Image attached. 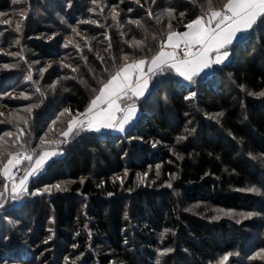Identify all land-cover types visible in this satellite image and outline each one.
<instances>
[{
    "label": "trees",
    "instance_id": "trees-1",
    "mask_svg": "<svg viewBox=\"0 0 264 264\" xmlns=\"http://www.w3.org/2000/svg\"><path fill=\"white\" fill-rule=\"evenodd\" d=\"M24 1L0 0V21L20 18ZM43 1L28 0V5L38 7ZM52 1L60 14L66 13L65 19L75 22L88 20L94 5V0H68L70 6ZM102 1L110 9L118 6L121 14L98 31L95 39L102 40L101 46L94 41L87 44L106 59L107 71L99 72L96 79L88 78L86 62L73 57L71 64L78 67L77 72L53 68L42 78L34 74L35 84L25 85L34 53L47 59H56L60 53L46 52L50 46L37 37L49 28L33 22L32 16L27 15L21 32L15 31V24L0 23V49L19 53L13 56L19 63L0 71V101L9 107L11 116L17 109L37 105L30 113L20 114L27 125L9 119L11 123L0 125V136L24 129L19 143L37 153L46 133L48 141L64 139L60 133L71 118L67 113L60 115L65 109L72 115L84 112L125 55L130 61L150 58L169 23L172 30L185 31L184 26L207 8V0ZM215 3L219 6L223 0ZM62 7L69 8L62 11ZM169 9L172 17L167 15ZM52 14L48 13L49 20L57 26ZM129 21H139L140 26ZM112 23L110 36L106 27ZM86 29L89 35L98 30ZM62 38L57 37L53 45ZM17 40L18 46H13ZM134 40L144 41L143 47H133ZM230 52V62L206 78L182 82L169 72L157 76L138 102L140 116L124 134L80 130L68 144L48 145V150L61 149L63 155L46 165L31 181L29 191L66 180L71 184L66 192L51 188L50 194H36L18 210L3 209L4 224L17 217L25 235L10 234L8 228L0 231V262L62 264L69 256L79 257V264L92 260L98 261L94 264H218L231 254L227 264H264L263 258L252 259L254 252L264 249V220L242 222L259 232L257 240L231 219L211 222L200 217L203 206L193 210L196 215L183 210L200 203L233 213H253L264 204L247 191L256 188L264 194V96L259 95L264 92V18ZM6 63L0 56V65ZM23 91L30 95L26 100L3 98ZM13 139H8L7 147L17 151L19 143L13 147ZM29 164L24 163L23 170ZM2 183L0 178V191ZM215 217L221 219L220 214ZM54 237L56 242L50 240Z\"/></svg>",
    "mask_w": 264,
    "mask_h": 264
},
{
    "label": "snow or ice",
    "instance_id": "snow-or-ice-1",
    "mask_svg": "<svg viewBox=\"0 0 264 264\" xmlns=\"http://www.w3.org/2000/svg\"><path fill=\"white\" fill-rule=\"evenodd\" d=\"M14 2L21 3L23 0H14ZM100 10L102 13L103 7ZM111 11L113 20H116L119 13L115 7ZM167 15L172 17L171 9L167 10ZM27 18V13L23 12L21 19L15 22V31H22L23 22ZM262 18H264V0H223L219 6L216 5L215 0H207L206 10L203 11L202 15L188 22L184 26L185 31H174L171 23L168 24L166 36L161 40L158 50L150 58L144 57L130 61L129 57L125 55L122 58L124 62L116 68L106 82L102 83L98 94L91 99L84 112L72 115L69 109H65L60 115L63 116L67 113L71 118L68 120L66 130L60 133L64 139L48 141L45 139L46 133L44 137H41L40 145H38L40 152L37 153L35 150L30 152L24 143H19L26 134L24 129H19V134L5 132L0 136V178L3 180L0 201H5L9 192L12 200H17L28 193L27 185L30 178L39 175L46 163L59 154L54 150L49 151L48 145L67 143L70 136L74 132L79 134L80 130L99 132L101 129L114 128L123 132L125 126L131 123L135 117L136 101L144 96L150 81L156 74L169 70L174 71L185 80L192 81L213 64H222L227 60L229 56L227 49L238 38V34L250 31ZM0 23L11 25L13 22L0 21ZM81 23L95 24L97 22L89 20L81 21ZM129 23L140 26L139 21H129ZM73 32H76V29H73ZM76 34L79 35L78 32ZM17 43H19L18 40ZM71 43L72 41H69L65 47ZM131 45L143 47L144 41L134 40ZM75 47L79 48V44H76ZM11 55L16 56L19 53H11ZM65 66L67 67V65ZM2 67L9 69L14 65L4 64ZM72 70L76 71L77 69ZM41 71H46V69ZM27 79L32 80L31 74ZM36 91L39 92L40 89L37 88ZM259 95L264 96V92L259 93ZM21 96L28 99L23 93ZM192 96L194 97L195 93H192ZM33 107H37V105H31L25 111L30 113ZM3 115L4 113H0V116ZM16 119L25 125L28 124V120L24 117L17 116ZM5 122L11 123V120L0 121V123ZM13 137L12 146L14 147L19 143V150L17 151H10L7 147L8 139ZM25 161L30 162L29 167L24 169L23 175L17 177L16 172L19 171L20 166ZM52 187L58 191L63 190L60 185H53L44 188L42 192L32 194L50 192ZM247 191L258 192L259 190L250 188ZM3 206L4 204L0 203V208ZM224 214L238 215L244 219H249L255 215L251 212H225ZM239 222L237 220V223ZM167 251H171V249ZM230 255H224L218 264H227ZM258 257L264 258V249L256 253L252 259Z\"/></svg>",
    "mask_w": 264,
    "mask_h": 264
},
{
    "label": "rangeland",
    "instance_id": "rangeland-1",
    "mask_svg": "<svg viewBox=\"0 0 264 264\" xmlns=\"http://www.w3.org/2000/svg\"><path fill=\"white\" fill-rule=\"evenodd\" d=\"M60 1L64 5L70 6V3H68V5H67V2H69L68 0H60ZM24 2H25V5H23V7L20 6V8L22 10L21 11V14L23 12H26L29 17L32 16V18H34V21L33 22H36L37 24H44L45 26H47V28H49L48 32H46V33H44V34H42V35H40V36L37 37V38L43 39L44 43L50 46V48L48 47L46 49V52L48 54L49 53H55L56 51H58V53H60L59 54L60 56L58 55L56 57V59H53V58L47 59L46 57H43L42 58V57H40V56H38V55H36L34 53L33 57H34L35 60H32V61L29 62V67H28V70H27L31 74L33 80H28L27 79V77L29 76L28 75L26 77V81H24L25 85H28L30 83L35 84L34 83V78H33L34 74L35 75H38L40 78H42L48 72V70L53 69V68L54 69L55 68L56 69L59 68L60 70L65 69V70H69L70 72H73L72 69H77L76 71H74V72H77L78 71V67L76 68V66H74V65L71 64V58H73V57H76L77 60H81L82 59L84 61V63L86 62L85 63V67L89 70L88 71V75H89L88 78H90V79L93 76L96 79L97 76H98V74H99V72H103V70L104 71L105 70L107 71V68L105 67V60L106 59L104 58V56H102L101 53L99 54V51H96L94 53L93 49L92 48L90 49L87 44L89 42H93L94 41V43L97 42L96 46H101V43H103L102 40L97 41L95 38H99L100 34L98 33V31L101 29V27L103 28L105 26V23L106 22H109L108 24H110V22L113 20V18H112V11H111L113 7L110 9V8H108V5L105 2H103L102 0H96L93 3L94 5L90 8V11H89V16L90 17H89V19L88 20H85V21L94 20V21L97 22V23L93 24V23H81V21L75 22L74 19H65V18H67L66 17V13L65 12H62V13H65L64 16L62 14H60L59 13L60 11L58 9H56V7L52 6L53 5V1L52 0H46L45 2L43 1L42 3H39L38 4V7H35V5H34V7H32V5H30L31 7H29L28 0H25ZM33 2H35V1H33ZM101 7H103V12L102 13H101V10H100ZM37 8H40V9L37 10ZM68 8H66L64 10L63 7H62V11H66ZM115 9L119 13V15H120L121 14V10L119 9V7L117 6V7H115ZM48 13L49 14L50 13H53L52 14L53 17H54L52 19L53 21H54V19L55 20H58V25L57 26L55 24L53 26V24L49 20V18H51V17H50V15H48ZM21 14L19 13L18 15L21 16ZM18 19L20 20L21 17L20 18H17V19H13L12 16H11V18L9 20H7V21H12L13 23L11 24V26H13L15 24V22L18 21ZM80 24H82V25H80ZM23 25H24V23H23ZM112 26H113V23H112L111 26H107L106 27V29L109 31V35L110 36L113 33L111 31V29H110ZM87 27H93V29H94L93 31H96V29H98L97 30V33L94 32L93 33L94 35L93 34L92 35H89L88 34L89 33V30L86 29ZM73 29H76V32H73ZM77 32L79 33V35L76 34ZM61 36L63 37L62 38V42L61 43L57 42L58 44L56 43V45L54 46L53 44L56 42L55 40L57 39V37H61ZM107 38H108V32L106 34L105 39H107ZM69 41H72V43L69 44L68 47H65V44L68 43ZM11 44H13V46L14 45L18 46V43H16V42H12ZM76 44H79V48L75 47ZM73 50H74L75 54H73ZM100 50L102 52H104L103 49H100ZM5 53H8V54H5ZM11 53H14V51L12 50V48H9V50L0 49V56H2L5 59V61H7L6 64L16 65L17 63H19V61L13 59V55H11ZM28 54H30V52ZM84 56L85 57L88 56L89 59L86 60ZM92 56H93L92 60L95 63L90 61V57H92ZM65 65H67V67ZM2 66L3 65H0V71L1 70H8V69H4ZM42 69H46V71H43L42 72L41 71ZM63 74H64V72H63ZM81 85L84 86V87H86L88 85V83H86L82 79L81 80ZM34 87H35V85L29 86V90L33 89ZM22 93L25 96L30 97V95L27 94V91H23ZM3 98H6V100H8V98H9V100H11L13 98L14 99L20 98L22 100H26L25 98H23L21 96V93H18V94L12 93L11 95H4ZM22 105H24V104L22 103ZM23 111H25V109H23V110L22 109H17L15 111V113H14L15 115L11 116L10 114H12V112L10 111L9 107H6L5 103L2 102V101H0V113H4L3 116H0V121H8L9 119H13L17 123H23L22 121L16 119L17 116L23 117L22 115H20ZM2 124H4V123H0V125H2ZM129 129H130V127H129ZM129 129H127L125 132H127ZM125 132L120 133V134L122 135ZM72 135L70 136V138L72 137ZM65 144H68V142L65 143ZM65 144H63L61 146V148H63V146ZM49 151H53V150H49ZM54 151H57L59 153L58 156L59 155H63L61 149L60 150H54ZM54 158L55 157L51 158L46 163V165L52 159H54ZM27 162L28 161H25L24 163H27ZM28 163H30V162H28ZM46 165H45V167H46ZM22 166L23 165H21L19 171L16 172L17 177L23 175V171L24 170H23V167ZM36 177H38V175L35 176V177L30 178V180L28 182V185H27V187H28V193L22 195L17 200H12L11 199V194L9 192L8 198L5 201H0V203H3L4 204V206L2 208H0V231L1 230L3 231L5 228H8L10 234L13 231V232H15L16 235L18 234L17 236L24 237L25 231L22 229L24 226L23 225H20L21 223L18 222L19 219L17 217H15V218L12 217L10 219L8 218V221H7L8 223H5L7 225L6 226L4 224V220H2V217H3L2 214L5 212L4 210L8 211V210H11V209H15V210L16 209L17 210L20 209V207L23 206L24 202H26L27 200L28 201L31 200V197L34 196L32 193L42 192L43 189L37 190V191L36 190L29 191V185L31 184V181L33 179H35ZM114 177L115 176H113L112 178H114ZM118 179H120V178H118ZM70 184L71 183L68 180L59 183V185L61 186V189H63V190H60V191L61 192H66V190L68 188V185H70ZM52 188H54V187H52ZM53 190H54V192L58 191L55 188ZM53 190L51 189V191L50 192H46V194H50L51 192H53ZM251 193H253L257 197H260L258 199L263 204V202H264V194L260 190L258 192H251ZM201 206H203L202 209L204 211L202 213H200V217H203L205 220H211V222H214V221L217 222L219 220L231 219L233 222H236V224H239L244 229V233L245 234H249V236L251 238H257L259 236V232L258 231H256L255 229H251V227H248L247 228L244 225L246 223H242V222L243 221H248V220H250L251 222H253L252 219H255V221H260V222H261V220L263 221L264 220V204L262 205V209H259L258 212L257 211L256 212H253L255 215H253L249 219H244V218H242L241 216H238V215H233L232 218H231V216L224 214L225 212H230V211H224V210L223 211H220L222 209L212 208V207H210L208 205H202L200 203H196L193 206H185V208L183 210L186 211L189 214L196 215L197 213L194 212L193 210L196 209V208H200L201 209ZM210 212H213L212 213L213 215L211 214L212 215L211 217H210V215H208ZM239 213H241V212H239ZM219 214H220L221 219H217L216 217L213 218L214 216L219 215ZM237 220H239L241 222L237 223ZM27 221H28V219H25V222H27ZM2 231H1V233H2ZM54 232H55V230H54ZM52 236L53 235H50L49 237H52ZM50 240H53V242H56L55 237L54 238H51ZM257 240H258V238H257ZM94 249L95 248H93V250ZM93 250L91 251L92 254H94V252H95ZM259 251H260V249L258 251H256V252H254V256ZM89 253H90V251H89ZM94 257H95V254L93 255V258ZM78 261H79V257H78V259H72L71 257L67 256V257H65L63 259L62 264H79ZM94 261L95 260H92L90 264H94V263H97L98 262V261H95V262ZM111 263L115 264L114 261H111ZM0 264H7V263L0 262Z\"/></svg>",
    "mask_w": 264,
    "mask_h": 264
},
{
    "label": "crops",
    "instance_id": "crops-1",
    "mask_svg": "<svg viewBox=\"0 0 264 264\" xmlns=\"http://www.w3.org/2000/svg\"><path fill=\"white\" fill-rule=\"evenodd\" d=\"M251 31V30H250ZM250 31L246 32V33H241V34H238V38L236 40L233 41V43L228 47V51H229V56L227 58V60H225L222 64H213L210 68L208 69H205L204 72H202L199 76L195 77L194 79H198V78H206V77H209L211 76L215 69L218 68V67H221V66H224L226 64H228L231 60V52H230V48L236 44H238L241 40H243L249 33ZM165 72H169L173 75H175V77H177L178 79H180L182 82H190L188 80H185L183 77L179 76L178 74H176L174 71H169V70H165L163 73H159V74H156L152 80L150 81L149 83V86H148V90L145 92L144 96L141 97L139 100L136 101V108H137V111H136V114H135V117L134 119L131 121V123H129L128 125L125 126V130L123 132H125L127 129H129V127H131L135 122L136 120L138 119V117L140 116V111L138 109V102L142 99L145 98V96L149 93L150 89H151V86H152V82L153 80L159 76L160 74H164ZM193 79V80H194ZM129 103H131V101H129ZM89 131V130H88ZM93 133H96V134H103V133H112V134H120V133H123L121 131H119L118 129H114V128H110V129H101L99 132H96V131H91ZM61 156V155H59ZM58 157L55 156V158ZM53 158V157H52Z\"/></svg>",
    "mask_w": 264,
    "mask_h": 264
}]
</instances>
